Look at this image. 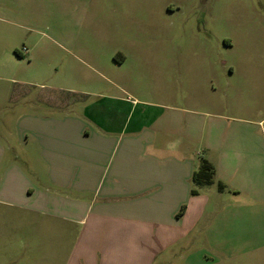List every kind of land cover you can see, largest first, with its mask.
Segmentation results:
<instances>
[{
  "label": "crops",
  "instance_id": "1",
  "mask_svg": "<svg viewBox=\"0 0 264 264\" xmlns=\"http://www.w3.org/2000/svg\"><path fill=\"white\" fill-rule=\"evenodd\" d=\"M100 98L78 111L19 110L24 152L0 139L2 215L20 217L23 230L32 220L40 244L64 245V264H264L263 120L180 107L174 96ZM203 159L215 174L196 184Z\"/></svg>",
  "mask_w": 264,
  "mask_h": 264
},
{
  "label": "rangeland",
  "instance_id": "2",
  "mask_svg": "<svg viewBox=\"0 0 264 264\" xmlns=\"http://www.w3.org/2000/svg\"><path fill=\"white\" fill-rule=\"evenodd\" d=\"M108 94L174 96L180 107L241 116L249 109L264 128V0H0V139L13 155L24 152L21 108L66 112L54 105L68 102L78 111ZM200 95L216 106L196 105ZM15 217L0 211V224H11L0 226V264H64V245L49 236L40 244L33 221L23 230Z\"/></svg>",
  "mask_w": 264,
  "mask_h": 264
},
{
  "label": "trees",
  "instance_id": "3",
  "mask_svg": "<svg viewBox=\"0 0 264 264\" xmlns=\"http://www.w3.org/2000/svg\"><path fill=\"white\" fill-rule=\"evenodd\" d=\"M17 53L19 54L18 50ZM214 174V166L207 159H203L199 170L194 174V182L196 184H209L212 182Z\"/></svg>",
  "mask_w": 264,
  "mask_h": 264
},
{
  "label": "built area",
  "instance_id": "4",
  "mask_svg": "<svg viewBox=\"0 0 264 264\" xmlns=\"http://www.w3.org/2000/svg\"><path fill=\"white\" fill-rule=\"evenodd\" d=\"M25 50H27V49L25 48Z\"/></svg>",
  "mask_w": 264,
  "mask_h": 264
}]
</instances>
